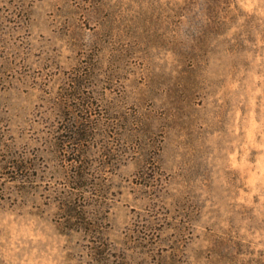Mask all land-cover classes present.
<instances>
[{
	"label": "rangeland",
	"instance_id": "374dc122",
	"mask_svg": "<svg viewBox=\"0 0 264 264\" xmlns=\"http://www.w3.org/2000/svg\"><path fill=\"white\" fill-rule=\"evenodd\" d=\"M0 264H264V0H0Z\"/></svg>",
	"mask_w": 264,
	"mask_h": 264
}]
</instances>
